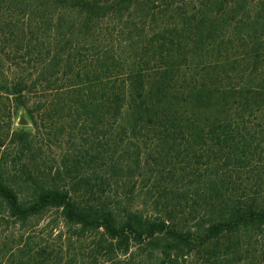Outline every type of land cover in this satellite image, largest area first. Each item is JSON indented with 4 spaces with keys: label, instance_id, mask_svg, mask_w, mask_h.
Instances as JSON below:
<instances>
[{
    "label": "trees",
    "instance_id": "trees-1",
    "mask_svg": "<svg viewBox=\"0 0 264 264\" xmlns=\"http://www.w3.org/2000/svg\"><path fill=\"white\" fill-rule=\"evenodd\" d=\"M196 256L264 264V0H0V264Z\"/></svg>",
    "mask_w": 264,
    "mask_h": 264
},
{
    "label": "rangeland",
    "instance_id": "rangeland-1",
    "mask_svg": "<svg viewBox=\"0 0 264 264\" xmlns=\"http://www.w3.org/2000/svg\"><path fill=\"white\" fill-rule=\"evenodd\" d=\"M39 121L36 128L34 129L35 135V144L38 148V163L41 165H45L47 169L52 170L54 172L58 167L63 165V162L67 163V139L69 138V128L67 124V120L63 119V121ZM61 122V123H60ZM63 125V131L61 133H58L57 137L55 138L54 135V128L55 124L56 126L58 124ZM29 124V121L22 115L21 112L18 113V115L13 120V128H17L20 126H26ZM59 128V127H58ZM88 127H85L84 129H81V134L79 135L80 141L82 140L83 143H85V138H90L87 135L86 130ZM77 130V129H76ZM79 144V142H77ZM81 143V142H80ZM65 155V156H63ZM188 177V176H187ZM189 178L185 180V184L189 182ZM183 186V185H182ZM141 187V185L139 186ZM144 198V197H143ZM143 198L140 196L136 199V203H141ZM257 252L259 250L261 251L260 247H256ZM259 249V250H258ZM200 261L199 256H196L195 258H190L188 264H198Z\"/></svg>",
    "mask_w": 264,
    "mask_h": 264
}]
</instances>
